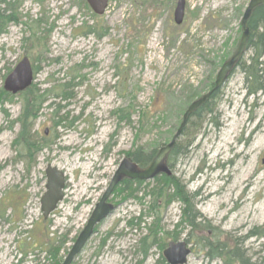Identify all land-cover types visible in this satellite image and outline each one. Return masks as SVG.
Instances as JSON below:
<instances>
[{
  "label": "rangeland",
  "instance_id": "obj_1",
  "mask_svg": "<svg viewBox=\"0 0 264 264\" xmlns=\"http://www.w3.org/2000/svg\"><path fill=\"white\" fill-rule=\"evenodd\" d=\"M249 1L186 0L177 25L178 0H109L102 16L86 0H0V9L15 20L0 22V89L25 56L36 87L51 89L33 128L36 143L44 144L35 163L15 144L21 99L6 103V112L0 108V264H53L51 243L60 247L57 260H64L125 152L168 143L188 106L183 96H200L214 83L240 40ZM254 51H246L219 90L210 104L214 112L193 119L169 162L185 191L197 193L191 200L203 219L201 231L177 228L184 207L179 200L162 214L163 230L171 233L166 243L179 233L177 241L191 248L187 264H222L209 260L205 237L242 242L255 259L264 255V237L244 238L264 225V74L262 90L253 94L243 68ZM66 84L70 98L56 99L55 89ZM52 102L61 105L57 114ZM131 113L132 124L120 120ZM49 164L65 173L66 185L64 199L45 219L41 200ZM142 182L133 186L140 190L137 198L155 184ZM124 197L113 193L114 211L73 264H140L138 241L151 222L142 213L150 198ZM138 216L145 221L141 230L128 224ZM161 254L153 247L144 264H155Z\"/></svg>",
  "mask_w": 264,
  "mask_h": 264
},
{
  "label": "trees",
  "instance_id": "obj_2",
  "mask_svg": "<svg viewBox=\"0 0 264 264\" xmlns=\"http://www.w3.org/2000/svg\"><path fill=\"white\" fill-rule=\"evenodd\" d=\"M5 13V10L0 9V22L5 19H8L9 22L15 21L13 19V15ZM249 27L251 31L250 40L248 42L247 48H254V56L250 58L249 65H243L246 72V79L250 83V93H257L259 90H262V81H263V74H264V4L259 5L253 12L250 21ZM0 32H4V30L0 29ZM243 59V58H242ZM241 61L238 64V67L241 65ZM212 81L209 84L210 90L213 87ZM62 85L58 86L56 90V99L67 100L70 98L68 94V84L63 85L62 89L59 91ZM51 92V89H38L36 85L33 83L29 88L25 91L18 93L17 95H12L4 90V88L0 89V108L5 111L4 105L16 96L21 99V112L19 114V118L17 120L18 124L20 125V132L18 136V140H16L15 144L21 145L22 150L24 152V157H28L30 162L35 163L36 158L39 152L44 148V144L40 143L37 144L35 140V133H33V128L38 119L40 112L43 108L45 102H47L46 95ZM219 95V90H216L212 93L209 100L202 105L196 112H194L189 121L186 125V128L183 132V135L186 134L188 128L194 121L193 119H198L201 117L202 112H210L213 113L214 111L210 108V104L214 101L217 96ZM201 96V95H200ZM199 95H195L193 93H186L183 96L182 104L184 106L189 105L192 101L196 98L200 97ZM188 107V106H187ZM50 108L56 109V114L61 110V105L56 103H51ZM171 111L175 110V105L170 108ZM183 111V110H181ZM6 112V111H5ZM134 114L123 115L120 116V120L127 121L128 124H132V116ZM143 118L146 117L144 113ZM67 119V118H63ZM62 119V120H63ZM61 121L57 122L56 124H60ZM181 121V120H180ZM198 121H200L198 119ZM197 121V122H198ZM13 124V123H12ZM70 125V124H69ZM198 125V123L196 124ZM1 131V129H0ZM45 140V139H44ZM170 141V140H169ZM164 144H159V146H163ZM158 144H155V147ZM158 149H153L151 151H147L142 147H137L131 151L125 152L126 157L130 158L133 162L137 163L140 167H146L156 155ZM179 154L178 143L172 149L167 157V164L171 169V164L169 163L171 159H174ZM155 184L151 189L144 192V194L137 198L136 193L140 192L138 188H134L133 186L142 185V181L140 180H130L124 179L114 190V194L124 195L125 199L128 198H137L141 202L144 201L147 197L150 198L149 205L147 206V210L145 213H142L143 216L149 215L151 218V222L147 225L146 224V234L142 236L139 241V249L140 254L143 257L140 264H144L145 260L149 257L150 251L153 247L157 246L162 254L155 262V264H168L167 260L163 255L164 249L168 246L166 243L167 236H169L168 232L163 230L162 226V214L168 208L170 204L175 202L176 200L181 201L184 204L182 208V215L180 222L176 224L177 228L182 227L184 224L190 226L191 230L193 231H201L203 228L202 222L203 219L198 214V212L193 207V202L191 198L196 197L197 193L193 195H189L184 187L179 183V181L172 175L168 176L166 174H161L153 179ZM137 220V221H135ZM143 217L138 216L133 217L128 221V224L132 229L141 230V224L144 223ZM164 235H166L164 237ZM179 233H174L171 239L172 241H177ZM256 237V238H263L264 237V225L263 227L254 228L246 237ZM226 241H209L208 238H204L203 248L207 250L206 254L209 257L210 261L220 260L222 264H264V255L258 256L255 259L254 256H250L247 254V249L244 248L242 242L233 241L231 239L225 238ZM67 239L64 238V241L60 243L64 244ZM47 252L49 253V257L51 258L53 264H61L63 261L57 260L59 255V250L55 248L54 243L49 244L47 248Z\"/></svg>",
  "mask_w": 264,
  "mask_h": 264
},
{
  "label": "water",
  "instance_id": "obj_3",
  "mask_svg": "<svg viewBox=\"0 0 264 264\" xmlns=\"http://www.w3.org/2000/svg\"><path fill=\"white\" fill-rule=\"evenodd\" d=\"M86 1L94 14L98 16H102L105 13L109 4V0ZM261 4H264V0L249 1L241 19L242 35L236 51L222 64L217 73L214 87L210 91L204 93L201 97L194 100L187 107L182 116V121L172 139L158 149L156 155L146 167H140L128 157H125L120 162L108 187L104 191L98 203L95 205L86 225L76 237L75 242L71 246L68 254L65 256L61 264H73L79 254L83 251L84 247L87 245L90 238L95 234L96 227L114 211L115 206L110 203V199L115 188L124 179L149 181L161 174H166L168 176L172 174V171L167 164V157L169 153L182 137L191 115L209 100L214 91L221 89V87L228 80L232 71L235 69L237 63L245 54L251 35L249 21L254 10ZM185 7L186 0H178L174 11V21L177 25H181L184 21ZM33 82L34 70L30 59L25 56L7 76L4 81L3 88L6 92L12 95H17L29 88ZM45 134H48L47 129L45 130ZM262 163L264 164V157L262 159ZM45 174L47 178L46 192L41 200V209L43 217L47 219L56 211L59 203L64 199L66 175L63 171L51 164L47 166ZM190 254V247L183 241L171 242L163 251V255L168 264H187Z\"/></svg>",
  "mask_w": 264,
  "mask_h": 264
},
{
  "label": "bare ground",
  "instance_id": "obj_4",
  "mask_svg": "<svg viewBox=\"0 0 264 264\" xmlns=\"http://www.w3.org/2000/svg\"><path fill=\"white\" fill-rule=\"evenodd\" d=\"M259 127H260V124H258V125L254 128V130L257 129V128H259ZM238 153H239V152H238ZM206 197H211V194L206 195Z\"/></svg>",
  "mask_w": 264,
  "mask_h": 264
}]
</instances>
